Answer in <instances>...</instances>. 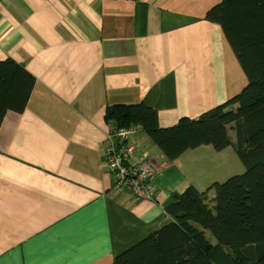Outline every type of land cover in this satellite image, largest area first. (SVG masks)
I'll use <instances>...</instances> for the list:
<instances>
[{"label": "crops", "instance_id": "crops-1", "mask_svg": "<svg viewBox=\"0 0 264 264\" xmlns=\"http://www.w3.org/2000/svg\"><path fill=\"white\" fill-rule=\"evenodd\" d=\"M220 1H0V60L36 77L26 109L0 128V264H110L170 219L193 181L185 169L229 161L232 147L187 149L157 174L150 201L113 190L103 154L107 106L143 101L170 126L243 88L233 48L206 18ZM130 141L134 155L164 158L145 131Z\"/></svg>", "mask_w": 264, "mask_h": 264}, {"label": "trees", "instance_id": "trees-1", "mask_svg": "<svg viewBox=\"0 0 264 264\" xmlns=\"http://www.w3.org/2000/svg\"><path fill=\"white\" fill-rule=\"evenodd\" d=\"M206 18L221 26L247 85L231 100L172 128L160 127L157 110L143 101L108 106L105 120L140 126L170 159L201 145H231L245 170L207 190L188 186L174 194L166 207L170 219L110 264H264V0H221ZM34 81L24 64L0 62V120L7 110L24 109Z\"/></svg>", "mask_w": 264, "mask_h": 264}, {"label": "rangeland", "instance_id": "rangeland-1", "mask_svg": "<svg viewBox=\"0 0 264 264\" xmlns=\"http://www.w3.org/2000/svg\"><path fill=\"white\" fill-rule=\"evenodd\" d=\"M9 60H13V61H16L18 63H22V62L14 59L10 56L3 58L2 60H0V62H2V61L6 62ZM32 75L34 76V74H32ZM246 85H247V81L244 84L243 88ZM35 87H36V77H35V81L33 82L32 87L30 88L28 99L26 101V105H25L24 109L22 111L7 110L0 120V128L2 126L4 117L8 112L12 111V112H17V113H22L26 109ZM238 93H236V95ZM236 95H234L233 97H235ZM232 98H230L229 100H231ZM226 101H228V100H226ZM223 103L224 102L219 103V104H223ZM130 104H134V103H130ZM114 105H117V104H114ZM121 105H123V104H121ZM152 108H154V107H152ZM194 119H196V118H194ZM182 121L183 120L180 119L179 121H177L176 123H174L170 126H162L160 124V121L158 118V123H159L160 127H162V128L175 127ZM113 122H114V120H112V119H109L106 121V132L107 133H106L105 146L103 148V154H104V157L106 159V167H107V170L110 172L111 177L113 179L112 189L117 191V192H120L122 194H131L137 200H150V201L155 200L157 195H158L157 193L160 189L158 187V184H157V178H156L157 174L160 173L163 169H166L168 162L174 161L177 157H179L187 149L182 151V153H180L177 157L170 159L166 155V153L154 142L156 147L164 155V158L161 161H155L150 157V155L148 153H145V154L143 153L139 156L134 155L135 145L132 142H130L131 144L134 145L133 155H130L127 158L121 159L120 160V166L117 169H111L107 163L108 162V156L113 150V144L115 142L121 140V136L119 134L123 131V127H118L116 125V123L114 122V124H113ZM131 127L134 128V129H132V128L130 129L131 132L136 133L137 130H142V128L140 126H131ZM108 134H110V135L113 134V135L109 138L107 136ZM129 135L130 134H128V136ZM117 146L119 147V143L117 144ZM202 146H205V145H201V147ZM229 147H232V146L230 145ZM230 151L231 152L229 153V161H227V160L212 161L210 164H208L204 168H199V169L198 168H188V169H185L184 170L185 177L193 180L190 182V185H188V186H194V187H197L199 189H203V190L206 189L207 190L212 185V183L215 181L222 182L234 174L242 173L245 170V164L238 157L235 148H233V147L230 148ZM232 156L234 158L233 162H232ZM129 177H131V180H128ZM196 184H200V185H196ZM184 190L180 191L179 193H182ZM179 193H175V194H177V196H178ZM211 194H212V192L209 191L207 199H209L208 200L209 204L213 205L214 204V200H213L214 196H211ZM201 230H204V228H202ZM207 234L209 235V233H207ZM203 243H204V246H202V247H205L208 245V241H206V240H203ZM214 243H215V241H212V244H214Z\"/></svg>", "mask_w": 264, "mask_h": 264}, {"label": "built area", "instance_id": "built-area-1", "mask_svg": "<svg viewBox=\"0 0 264 264\" xmlns=\"http://www.w3.org/2000/svg\"><path fill=\"white\" fill-rule=\"evenodd\" d=\"M132 128V127H131ZM131 128H123V131L119 134L121 136V140L115 142L113 144V150L108 156V166L111 169H117L120 166V160L123 158H127L130 155H133L134 145L127 142L128 134H131ZM134 129V128H132ZM134 131V130H133ZM113 134H108L107 136L110 138ZM119 143V147L117 144ZM128 180H131L129 177Z\"/></svg>", "mask_w": 264, "mask_h": 264}, {"label": "water", "instance_id": "water-1", "mask_svg": "<svg viewBox=\"0 0 264 264\" xmlns=\"http://www.w3.org/2000/svg\"><path fill=\"white\" fill-rule=\"evenodd\" d=\"M128 128H131V126H129ZM133 133H135V132H132L131 134H133ZM131 134H130V135H131ZM130 135H129L128 138H127V142H129V143L131 142V141H130Z\"/></svg>", "mask_w": 264, "mask_h": 264}]
</instances>
